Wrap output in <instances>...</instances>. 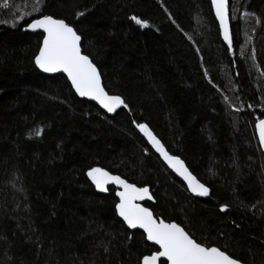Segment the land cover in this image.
<instances>
[{
	"label": "trees",
	"instance_id": "16d2710c",
	"mask_svg": "<svg viewBox=\"0 0 264 264\" xmlns=\"http://www.w3.org/2000/svg\"><path fill=\"white\" fill-rule=\"evenodd\" d=\"M42 15L75 28L127 108L109 115L66 76L37 68L43 33L24 27ZM230 17L231 48L211 0H0V264H141L159 250L119 218L116 188L99 193L87 178L96 166L150 187L146 206L198 243L264 264L255 128L264 117V0H230ZM137 123L186 162L207 196L190 194Z\"/></svg>",
	"mask_w": 264,
	"mask_h": 264
},
{
	"label": "snow or ice",
	"instance_id": "6c2138e0",
	"mask_svg": "<svg viewBox=\"0 0 264 264\" xmlns=\"http://www.w3.org/2000/svg\"><path fill=\"white\" fill-rule=\"evenodd\" d=\"M212 5L215 8L216 17L220 21L224 40L231 48L229 0H212ZM79 15H83V13ZM245 15L248 14L245 13ZM24 18V16L20 17L21 20ZM131 19L141 27H147L146 21L136 16ZM12 26L15 27L16 24L13 23ZM27 28L43 32L42 44L34 60L39 69L46 73H66L67 78L71 81V86L81 97H90L109 113L116 112L122 106L128 107L121 96L110 95L106 91L96 64L81 50V36L65 20L55 19L51 15H42L38 19H32L27 24ZM136 127L148 138L167 165L183 177L191 192L201 196L209 194V188L188 170L180 157L169 154L147 124L137 123ZM255 128L260 144L264 145V119H258ZM87 176L101 191H107L106 185L110 183L119 185L123 189L116 193L119 203L115 207L119 216L130 228L143 229L147 240L159 245L158 251L143 256L142 264H159L162 257L166 258L167 264H240L238 260L221 248L198 243L179 224L157 219L149 208L137 203L146 197L152 199L148 187H137L100 167L91 168L87 172ZM226 208L227 205L223 206L222 210H226Z\"/></svg>",
	"mask_w": 264,
	"mask_h": 264
},
{
	"label": "water",
	"instance_id": "95a60500",
	"mask_svg": "<svg viewBox=\"0 0 264 264\" xmlns=\"http://www.w3.org/2000/svg\"><path fill=\"white\" fill-rule=\"evenodd\" d=\"M211 4H212V0H211ZM212 8H213V12H214V15H215V18H216V20H217V23H218V25H219V28H220V33H221V36H222V38L224 39V36H223V30L221 29V27H220V21H219V19L216 17V14H215V8L213 7V5H212ZM38 18H40V17H36V18H33V19H38ZM53 18H55V17H53ZM55 19H59V18H55ZM32 20V19H31ZM31 20L28 22V23H30L31 22ZM70 26H72V25H70ZM73 27V26H72ZM74 28V27H73ZM75 29V28H74ZM24 30H30V29H28L27 28V25L24 27ZM32 31V30H31ZM37 32H41V33H43L42 32V30H36ZM229 31H230V35H231V37H232V28H231V17H230V0H229ZM78 34V33H77ZM79 35V34H78ZM43 40V39H42ZM227 42V41H226ZM42 44V43H41ZM81 50H82V52H83V54H85L84 53V51H83V48H82V37H81ZM38 54V53H37ZM85 55H87V54H85ZM91 59V58H90ZM94 63V62H93ZM38 68V67H37ZM98 68V67H97ZM39 69V68H38ZM42 73H44V74H46V75H57V74H62V75H64V76H66L67 77V74L66 73H63V72H56V73H46V72H43L41 69H39ZM98 70H99V68H98ZM99 72H100V70H99ZM68 79V78H67ZM101 79H102V83H103V85H104V82H103V78H102V75H101ZM69 80V79H68ZM69 82H70V84H71V81L69 80ZM73 88V87H72ZM73 90L75 91V89L73 88ZM107 91V90H106ZM75 93L80 97V98H82V99H86V100H89V101H91V102H95L103 111H105L107 114H109V115H114L119 109H117L116 110V112H112V113H109V112H107V110L106 109H104L97 101H95V100H93V99H91L90 97H81L76 91H75ZM111 95V94H110ZM261 119H264V117L263 118H261ZM151 130V129H150ZM152 131V130H151ZM153 132V131H152ZM256 133H257V137H258V140H259V135H258V132H257V130H256ZM153 134H154V132H153ZM155 135V134H154ZM156 136V135H155ZM157 137V136H156ZM157 139H159L158 137H157ZM160 140V139H159ZM150 143V142H149ZM162 143V142H161ZM259 143H260V141H259ZM151 144V143H150ZM163 144V143H162ZM152 145V144H151ZM260 146H261V148H262V151H263V153H264V145H261L260 144ZM154 148V147H153ZM166 148V147H165ZM154 150H155V148H154ZM167 150V149H166ZM155 152L159 155V157L161 158V160L163 161V163L187 186V188H188V185H187V182L183 179V177H181V176H179L173 169H171L168 165H167V163L164 161V159H163V157H161L160 156V154L155 150ZM170 154V153H169ZM171 155V154H170ZM174 156H176V155H174ZM179 157V156H178ZM181 158V157H180ZM182 159V158H181ZM183 160V159H182ZM184 161V160H183ZM185 162V161H184ZM185 166L188 168V170L191 172V170L189 169V167L187 166V164H186V162H185ZM96 167H99V166H96ZM100 168H102V167H100ZM91 169V168H90ZM90 169H88L87 170V172L90 170ZM103 169H105V168H103ZM105 170H107V169H105ZM108 171V170H107ZM87 172H86V175H87ZM110 172V171H109ZM111 174H113V175H118V174H114V173H112V172H110ZM192 173V172H191ZM193 174V173H192ZM194 175V174H193ZM118 176H120V175H118ZM195 176V175H194ZM122 179H125V178H123L122 176H120ZM196 177V176H195ZM87 178L92 182V180L87 176ZM197 178V177H196ZM198 179V178H197ZM126 180V179H125ZM199 180V179H198ZM128 181V180H127ZM200 181V180H199ZM129 182V181H128ZM201 182V181H200ZM93 183V182H92ZM129 183H131V182H129ZM202 183V182H201ZM94 184V183H93ZM131 184H134V183H131ZM136 185V184H135ZM94 186H95V184H94ZM110 186H113V187H115L116 188V193L118 192V191H122L123 189L119 186V185H117V184H114V183H110V184H108V185H106V187H107V189H109V187ZM137 186V185H136ZM137 187H141V186H137ZM143 187H148V186H143ZM95 188H96V190L99 192V193H104V194H106V193H108V190L107 191H101L100 189H98L96 186H95ZM149 188V194L151 195V197H152V199H148L147 197L145 198V199H143V200H139V201H137V203H139V204H141L142 206H144V207H147V208H149L151 211H152V209L150 208V207H148V206H146V202H155V199H154V197H153V195H152V193H151V190H150V187H148ZM188 190H189V192H190V194L191 195H193L194 197H198V198H201V197H203V196H201V195H198V194H195V193H193V192H191V190L188 188ZM117 196V195H116ZM117 198H118V202L117 203H119V197L117 196ZM117 211V210H116ZM153 212V211H152ZM117 214H118V211H117ZM153 214H154V212H153ZM118 216H119V214H118ZM154 216H155V214H154ZM156 217V216H155ZM119 218L126 224V226L130 229V230H139V231H142L144 234H145V236H146V233L144 232V230L143 229H141V228H139V227H137V228H130L128 225H127V223L123 220V218L122 217H120L119 216ZM157 219H162V218H158V217H156ZM165 222H167V223H172V222H174V221H171V222H169V221H166V220H164ZM174 223H177V222H174ZM178 224V223H177ZM180 225V224H179ZM181 226V225H180ZM182 227V226H181ZM186 231V230H185ZM190 235V234H189ZM147 239V238H146ZM194 239V238H193ZM150 244H153V245H155V246H157L158 247V249H159V245H156L153 241H149V240H147ZM211 247V246H210ZM161 260H165L166 261V258H161L160 259V262H161ZM237 260V259H236ZM239 261V260H238ZM160 262H159V264H160ZM240 262V264H244L243 262H241V261H239ZM141 264H142V262H141Z\"/></svg>",
	"mask_w": 264,
	"mask_h": 264
}]
</instances>
